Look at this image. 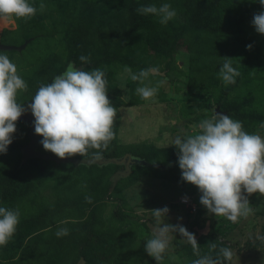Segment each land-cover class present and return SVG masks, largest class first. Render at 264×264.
I'll return each instance as SVG.
<instances>
[{"label":"rangeland","instance_id":"obj_1","mask_svg":"<svg viewBox=\"0 0 264 264\" xmlns=\"http://www.w3.org/2000/svg\"><path fill=\"white\" fill-rule=\"evenodd\" d=\"M212 1L29 0L38 9L33 17H0V42L19 44L32 37L20 52L0 51L27 84V90L17 93L18 103H30L38 87L69 62L86 71L100 68L117 109L115 138L102 155L130 152L149 163L176 161L167 170L133 165L113 183L109 176L119 169L114 164L72 166L38 158L20 164L27 125L16 121L12 143L0 153V206L18 209L20 216L14 235L0 246V264H75L79 257L82 264H156L144 244L156 228L151 209L164 206L169 208L164 223L193 231L201 256L215 243L213 257L220 247H229L230 264H264V240L258 238L264 237V195L242 191L253 212L237 223L210 214L199 202L198 188L181 180L177 150L166 146L177 135L195 134L198 123L214 110L264 137V34L251 24L253 13L264 9L243 0L227 7ZM163 3L177 13L166 25L136 12L140 5ZM81 55L89 61L81 62ZM224 56L240 72L227 86L218 76ZM126 67L133 73L155 67L158 74L141 84L130 79ZM144 84L158 87L148 100L135 91ZM38 149L55 155L40 143ZM95 151L89 149L83 157ZM185 196L194 204L193 212L180 203ZM58 226L69 234L58 238ZM168 238L170 247L160 264H191L198 258L179 233Z\"/></svg>","mask_w":264,"mask_h":264},{"label":"clouds","instance_id":"obj_2","mask_svg":"<svg viewBox=\"0 0 264 264\" xmlns=\"http://www.w3.org/2000/svg\"><path fill=\"white\" fill-rule=\"evenodd\" d=\"M264 9V0H259ZM46 6L41 3L39 10ZM38 9L29 0H0V17L27 19L33 17ZM136 12L141 15H154L159 23L166 25L177 15L169 3L159 7L154 4L140 5ZM251 24L255 31L264 34V10L253 13ZM251 49L252 45H246ZM218 76L225 86L234 84L240 75L233 67L232 58L221 57ZM88 56L81 55V62H88ZM132 81L141 84L158 74L155 67L144 68L133 73L125 68ZM107 79L100 68L86 71L69 62L66 69L55 76L48 84H41L30 103L17 102L18 91L27 90V84L17 73V68L7 55L0 54V153L7 152L16 131V121L22 113L30 111L34 116V132L42 137L43 149L65 158L79 154H89L99 159L102 151L115 138L113 131L117 109L107 95ZM141 99L148 100L157 93L158 87L147 84L136 88ZM264 126V125H262ZM195 134L171 139L168 145L177 150V163L181 170V180L191 183L201 193L199 202L208 213L223 216L237 223L239 218L252 214L247 195H264V137L243 130L242 122L233 120L228 114L214 112L211 118L202 119L196 126ZM187 202V197L182 198ZM85 200L91 202V197ZM156 228L152 237L144 244L148 256L160 264L163 254L170 247L169 234L179 233L191 244L198 257L191 264H230L233 252L229 247H220L215 257L211 254L217 245H209V253L200 255L199 245L193 233L180 223H164L169 208L151 209ZM20 212L0 206V246H6L16 231ZM182 219L181 217L177 218ZM63 223V222H61ZM69 234L66 227H57L55 235L59 238ZM264 240V237H258Z\"/></svg>","mask_w":264,"mask_h":264},{"label":"water","instance_id":"obj_3","mask_svg":"<svg viewBox=\"0 0 264 264\" xmlns=\"http://www.w3.org/2000/svg\"><path fill=\"white\" fill-rule=\"evenodd\" d=\"M31 40L32 38L28 37L23 39L22 42H20L19 44H7L0 42V51L20 52ZM215 111L218 112L217 110H214V112ZM17 121H22L27 125V133H26L27 140L25 143L19 146L20 163L25 162L29 158H39L42 160L53 161L54 163L71 162L74 165H77L79 163H83V164L95 163L98 166L105 165L108 163L123 164V170L116 171L110 176L112 183L115 181L116 177L119 176L124 177L128 175L131 165L147 164L145 161H143L142 158L135 155H130L128 152L123 153L120 157H101L99 159L76 158V157L60 158L57 157L56 155L49 154L45 151H41L38 149L40 138L39 135L35 134L34 132V125H33L34 116L31 114L30 111L22 113V115L18 118ZM82 263H83V258L79 257L75 264H82Z\"/></svg>","mask_w":264,"mask_h":264},{"label":"trees","instance_id":"obj_4","mask_svg":"<svg viewBox=\"0 0 264 264\" xmlns=\"http://www.w3.org/2000/svg\"><path fill=\"white\" fill-rule=\"evenodd\" d=\"M244 2H246V3H250V2H255L256 4H259V0H243ZM233 2H234V0H213L212 1V3L214 4V5H217V6H220L221 5V7H227V6H230L231 4H233ZM247 18L249 19L250 18V15L247 13ZM208 30L209 31H211V32H217L218 30L216 29V28H213V27H210V28H208ZM28 38V37H27ZM32 38V37H31ZM67 67V66H66ZM61 74V73H60ZM20 122H22V121H20ZM40 138V137H39ZM22 145V144H21ZM126 153V152H125ZM130 155H134V154H132V153H130V152H128ZM122 155V154H121ZM120 155V156H121ZM120 156H104V155H102L101 157H120ZM135 156H137V155H135ZM71 157H74V156H71ZM139 157V156H138ZM76 158H95L94 156H90V157H76ZM140 158H142V157H140ZM29 159H34V158H29ZM29 159H27V160H29ZM39 159V158H38ZM143 159V161H145L147 164H144V165H142V166H154V167H159V168H162V169H165V170H167L168 169V167L170 166V165H175L176 164V161H168V162H166V163H149L148 161H146L144 158H142ZM26 160V161H27ZM25 161V162H26ZM24 163V162H23ZM68 163H70L72 166H77V165H80V164H83V163H79V164H77V165H74L73 163H71V162H68ZM20 164H22V163H20ZM89 164H95V163H89ZM89 164H83V165H89ZM108 164H114V165H116V167L117 168H119V169H121V168H123V164H116V163H108ZM96 165V164H95ZM106 165V164H105ZM96 166H98V165H96ZM101 166H103V165H101ZM131 166H133V165H131ZM130 166V167H131ZM100 167V166H99ZM118 169V170H119ZM118 170H115L114 172H116V171H118ZM113 172V173H114ZM112 173V174H113ZM111 176V175H110ZM110 176H109V181H110V183H112V181H111V179H110ZM120 177V176H119ZM117 178V177H116ZM115 178V179H116ZM115 182V181H114ZM190 233H193L194 234V232L193 231H191ZM187 243H188V241H187ZM177 245H184V244H177Z\"/></svg>","mask_w":264,"mask_h":264},{"label":"built area","instance_id":"obj_5","mask_svg":"<svg viewBox=\"0 0 264 264\" xmlns=\"http://www.w3.org/2000/svg\"><path fill=\"white\" fill-rule=\"evenodd\" d=\"M182 198H183V197H180V199H179L180 203H181L184 207H186L189 211L193 212V211L195 210V206H194V204L192 203V201L189 200V199H187V202H184Z\"/></svg>","mask_w":264,"mask_h":264},{"label":"flooded vegetation","instance_id":"obj_6","mask_svg":"<svg viewBox=\"0 0 264 264\" xmlns=\"http://www.w3.org/2000/svg\"><path fill=\"white\" fill-rule=\"evenodd\" d=\"M120 170H123V168H121ZM119 171V170H118Z\"/></svg>","mask_w":264,"mask_h":264}]
</instances>
